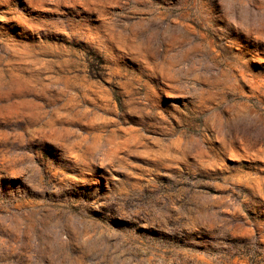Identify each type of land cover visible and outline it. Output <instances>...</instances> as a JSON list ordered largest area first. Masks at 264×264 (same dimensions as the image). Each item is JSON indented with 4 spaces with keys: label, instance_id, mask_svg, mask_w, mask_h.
Wrapping results in <instances>:
<instances>
[{
    "label": "rangeland",
    "instance_id": "obj_1",
    "mask_svg": "<svg viewBox=\"0 0 264 264\" xmlns=\"http://www.w3.org/2000/svg\"><path fill=\"white\" fill-rule=\"evenodd\" d=\"M0 264H264V0H0Z\"/></svg>",
    "mask_w": 264,
    "mask_h": 264
}]
</instances>
